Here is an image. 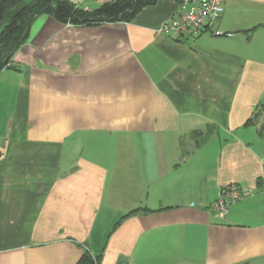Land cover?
<instances>
[{
    "label": "crops",
    "instance_id": "obj_1",
    "mask_svg": "<svg viewBox=\"0 0 264 264\" xmlns=\"http://www.w3.org/2000/svg\"><path fill=\"white\" fill-rule=\"evenodd\" d=\"M180 2L33 22L0 71V264H264V0L162 33ZM230 184L251 193L222 218Z\"/></svg>",
    "mask_w": 264,
    "mask_h": 264
},
{
    "label": "trees",
    "instance_id": "obj_2",
    "mask_svg": "<svg viewBox=\"0 0 264 264\" xmlns=\"http://www.w3.org/2000/svg\"><path fill=\"white\" fill-rule=\"evenodd\" d=\"M156 2L157 0H113L94 9H84L70 0H0V71L10 64L14 54L27 42L31 25L42 14H50L59 22L75 26L129 22L145 7ZM262 26L264 28V24ZM253 30L255 27L250 32ZM262 111L264 112V106ZM254 123L255 119L251 118L246 125ZM195 134L202 136L198 140L199 146L209 137V132ZM135 212L137 210L126 216ZM101 259V255H95L86 249L76 264H101Z\"/></svg>",
    "mask_w": 264,
    "mask_h": 264
},
{
    "label": "built area",
    "instance_id": "obj_3",
    "mask_svg": "<svg viewBox=\"0 0 264 264\" xmlns=\"http://www.w3.org/2000/svg\"><path fill=\"white\" fill-rule=\"evenodd\" d=\"M224 11V0H181L177 13L165 20L159 31L178 37H196L203 31L218 34L217 25ZM226 35L232 36L233 33ZM250 193L251 190L238 184L227 185L214 202V208L220 217L225 218L230 206Z\"/></svg>",
    "mask_w": 264,
    "mask_h": 264
},
{
    "label": "rangeland",
    "instance_id": "obj_4",
    "mask_svg": "<svg viewBox=\"0 0 264 264\" xmlns=\"http://www.w3.org/2000/svg\"><path fill=\"white\" fill-rule=\"evenodd\" d=\"M26 1H30V0H26ZM257 114H260V111H258V113Z\"/></svg>",
    "mask_w": 264,
    "mask_h": 264
}]
</instances>
